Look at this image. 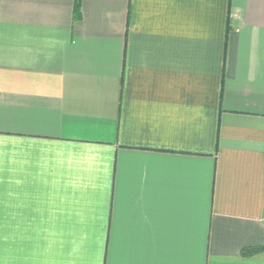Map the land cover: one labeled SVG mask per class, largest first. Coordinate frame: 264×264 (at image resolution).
I'll use <instances>...</instances> for the list:
<instances>
[{
  "label": "crops",
  "instance_id": "0c3cea01",
  "mask_svg": "<svg viewBox=\"0 0 264 264\" xmlns=\"http://www.w3.org/2000/svg\"><path fill=\"white\" fill-rule=\"evenodd\" d=\"M0 0V264H264V0Z\"/></svg>",
  "mask_w": 264,
  "mask_h": 264
},
{
  "label": "trees",
  "instance_id": "16d2710c",
  "mask_svg": "<svg viewBox=\"0 0 264 264\" xmlns=\"http://www.w3.org/2000/svg\"><path fill=\"white\" fill-rule=\"evenodd\" d=\"M74 12H75V18L79 19L81 17V0H75ZM262 252H264V245L258 246V247L247 248L242 252V255L244 257H250L253 255L262 253Z\"/></svg>",
  "mask_w": 264,
  "mask_h": 264
}]
</instances>
